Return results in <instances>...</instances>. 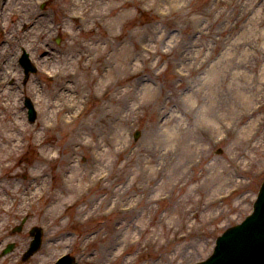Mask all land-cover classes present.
Segmentation results:
<instances>
[{
	"label": "rangeland",
	"instance_id": "1",
	"mask_svg": "<svg viewBox=\"0 0 264 264\" xmlns=\"http://www.w3.org/2000/svg\"><path fill=\"white\" fill-rule=\"evenodd\" d=\"M41 1L35 9L52 27V53L35 57L24 46H14L9 57L16 70L10 78L0 75V82L5 81L0 84V118L9 105L12 111L7 116L21 123L9 129L0 121V131L6 135L33 128L17 146H10L6 159H0V206L4 188L30 185L32 189L28 209L24 210V203L16 205L20 212L15 214L0 212V245L15 242L12 258L3 263L51 264L65 252L79 264H190L206 258L220 230L251 211L264 176V0ZM7 14L0 12V20L9 23ZM24 51L39 63L25 82L18 63ZM99 51L107 57V77H99L94 68L89 74L84 69ZM58 68L77 71L75 78L84 79V84L77 81L73 90L65 92L64 100L72 109L63 105L53 111L43 106L55 100L48 94L60 88V82L48 79L46 72ZM34 85L42 88L40 107L45 112L32 94ZM81 95L86 96L84 101ZM25 96L36 109L33 123L27 120ZM185 97L199 100L204 108L199 106L191 120L183 112L184 118L174 120L180 108H187ZM256 104L262 106L250 118L234 123ZM215 118L219 131L213 124L198 132L199 126ZM259 118L254 125L258 135L250 141L244 140L246 133L238 138L225 127L228 123L241 127L251 120L254 124ZM65 119L70 122L64 123ZM47 121L53 126L45 130ZM136 129L140 134L134 141ZM171 129L177 140L169 139ZM222 134L227 138L214 142ZM76 143H81L78 150ZM189 143L203 152L201 162L191 168L199 157L192 159L194 154L184 150ZM235 143L245 150L257 143L262 151L246 156L238 152L244 167L218 174L220 164H229ZM173 147L177 150L169 155L167 150ZM182 148L184 159L176 154ZM203 164L210 165L209 170ZM101 172L108 173L103 182L95 180ZM214 175L221 176L220 181L203 184L204 178L208 182ZM88 181L90 188L85 191ZM49 192L54 198L47 200ZM164 194L167 197L160 198ZM76 195L80 199L72 201ZM179 199L183 213L177 209ZM135 201H139L137 210L120 213V205ZM107 207L111 211L104 215L102 209ZM26 211L30 217L23 229L12 234ZM162 214L170 218L167 224L162 223ZM38 224L45 225L41 248L20 263L28 230ZM219 224L224 228L219 229Z\"/></svg>",
	"mask_w": 264,
	"mask_h": 264
},
{
	"label": "bare ground",
	"instance_id": "2",
	"mask_svg": "<svg viewBox=\"0 0 264 264\" xmlns=\"http://www.w3.org/2000/svg\"><path fill=\"white\" fill-rule=\"evenodd\" d=\"M21 2L20 0H0V12L1 16L5 13V11H9V16H10V22L9 24H6L5 22L2 23V20L0 21V74L1 77L3 78H9L12 77V74L14 70H16V65L14 64L11 56L9 57V51L12 49V47L16 46L21 48V46H24L28 51H31L35 56L38 54H41L42 52H45L47 49H49V39H50V34L49 30L52 29L49 20L48 19H41L39 17V13L35 9L34 3L33 2ZM25 5L24 8H21L22 5ZM78 7L79 5H74ZM19 25H22V28H18ZM45 60V59H44ZM94 62H98L94 64ZM264 63V59H263ZM107 57L106 54L102 51H99L97 53V56L95 57V60H89L86 65L84 66V69L86 72L89 74L91 73V69H95V73L101 77L102 75H107ZM106 72V74H104ZM57 78L60 81L61 88L59 89V92H51L48 94V96L54 97L55 100H50L49 103L45 102L44 106L47 105L46 107H51V108H58L62 109V104L65 98V92L73 90L74 89V84H76L77 81H80L84 84V79L80 78L79 79L76 77L75 74L78 75V72L75 71V73L68 71L64 68H60L58 71H56ZM264 75V71L261 73ZM56 78V76H55ZM2 79V78H0ZM264 79V78H263ZM92 81H95V79H92ZM98 81V79H96ZM122 82V81H121ZM92 84V82L90 83ZM109 84H106L104 87L105 89L109 88ZM34 96L40 97V91H42V88L34 85L33 88L31 89ZM61 100V102H60ZM40 101V100H38ZM188 101V102H187ZM41 102V101H40ZM187 102V104H186ZM244 102H246V99H244ZM39 103V102H38ZM187 108H180V114H174L175 119L174 120H180L181 117L184 118V115L188 117V119H192L193 112L199 109V106H201V109L204 108V106L200 105L199 100L192 99L189 100L187 97H185L184 100V107ZM247 110V109H246ZM12 111V108L6 107L5 108V113L2 117L0 118V121L5 122L6 125L9 126V129L14 128V124L11 122L13 121L12 119H9L7 114H9ZM44 112V111H43ZM184 113V115L182 114ZM245 119L244 115L238 116L237 121L235 122V119L233 120L234 123H243ZM259 118L256 123L252 122H247L245 125L238 127L237 125H233L231 123H228L225 125L228 130H232L233 135L238 138H242L243 134L246 133L244 140L245 141H250L253 139V137H257L258 131H256V125L258 124ZM166 121L165 123H167ZM217 118L212 120L210 123H205L202 124L201 126L198 127V132L201 130L206 132V125H213L219 131V126L216 125ZM255 125V126H254ZM180 129L182 128V125L178 126ZM24 130L21 129H16L14 133L6 134L4 135L2 131H0V159H6L7 154H11L10 146L15 145V138L17 135H19L21 132L26 131L27 129L23 128ZM36 138H38V134H34ZM177 134L176 131L171 129L169 131V139L171 140H177ZM223 138V140H225ZM200 141V140H199ZM185 151L194 154L192 159L195 157H202L203 152L202 149L199 150L198 147L194 146L193 143H189L184 147ZM191 148L192 150H190ZM176 148H169L168 154L173 155ZM183 150L180 149L176 152V154L184 159L185 157H181V151ZM259 151H262L260 149V145L257 143L249 144L247 147V150L241 147L238 143H235V145L232 147L231 153L228 155V165L220 164V170L218 169V174L226 173L228 174V170L232 167L240 168V161L238 160V152H240L242 155H250L252 153H258ZM221 176L214 175L212 176V179L209 180L208 182L206 181V178L203 179V184L204 183H209V182H216L220 181ZM2 186V185H0ZM197 187L196 189H198ZM1 189V188H0ZM4 190V189H3ZM1 200H5L4 197H2ZM177 209L179 211L183 212L184 204H183V199H179ZM155 243V242H154Z\"/></svg>",
	"mask_w": 264,
	"mask_h": 264
}]
</instances>
